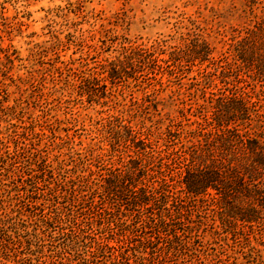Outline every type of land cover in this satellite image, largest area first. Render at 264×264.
Listing matches in <instances>:
<instances>
[{
  "label": "rangeland",
  "instance_id": "rangeland-1",
  "mask_svg": "<svg viewBox=\"0 0 264 264\" xmlns=\"http://www.w3.org/2000/svg\"><path fill=\"white\" fill-rule=\"evenodd\" d=\"M245 8L243 0H0V264H264V227L225 230L195 207L198 235L168 250L134 213L94 193L134 154L120 121L165 148L170 120L194 129L187 118L202 121L192 115L200 104L231 86L211 61L185 59L172 74L166 61L197 33L221 56L249 21ZM131 47L164 67L144 76L129 68L113 82L103 67ZM238 85L264 108V83Z\"/></svg>",
  "mask_w": 264,
  "mask_h": 264
},
{
  "label": "trees",
  "instance_id": "trees-1",
  "mask_svg": "<svg viewBox=\"0 0 264 264\" xmlns=\"http://www.w3.org/2000/svg\"><path fill=\"white\" fill-rule=\"evenodd\" d=\"M243 2L250 19L234 29L221 56H213L216 46L197 33L185 38L183 47H175L166 61V68H176L171 74L182 70L185 59L211 61L222 81L231 86L211 92L207 102L200 104L199 112L192 115L202 121L187 118L196 124L194 129L170 120L174 128L168 129L165 148L153 143L149 133L142 137L120 121L134 154L127 162L121 158L120 167L94 183V193L103 203L134 213L136 222L142 221L139 227L166 241L168 250L186 246L188 238L198 235L189 224L195 207L209 210L213 224L225 230L264 227V108L260 98L238 85L248 78L264 83V0ZM125 53L109 63V70L103 67L113 82L128 76L129 68L144 76L147 68L157 73L164 67L148 49L131 47ZM213 74L205 72L204 77Z\"/></svg>",
  "mask_w": 264,
  "mask_h": 264
}]
</instances>
